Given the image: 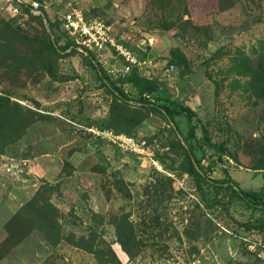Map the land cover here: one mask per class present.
Returning a JSON list of instances; mask_svg holds the SVG:
<instances>
[{"label":"rangeland","instance_id":"rangeland-1","mask_svg":"<svg viewBox=\"0 0 264 264\" xmlns=\"http://www.w3.org/2000/svg\"><path fill=\"white\" fill-rule=\"evenodd\" d=\"M36 3L23 15L0 0V264H264V229L253 228L264 213L205 180L228 176L264 201V171H251L264 167V0ZM69 8L147 58L141 76L196 114L219 158L183 141L182 118L172 125L129 89L117 99L84 54L52 57L48 24ZM105 133L131 136L142 154ZM188 145L203 179L187 171Z\"/></svg>","mask_w":264,"mask_h":264},{"label":"trees","instance_id":"trees-1","mask_svg":"<svg viewBox=\"0 0 264 264\" xmlns=\"http://www.w3.org/2000/svg\"><path fill=\"white\" fill-rule=\"evenodd\" d=\"M29 1L40 2V0ZM17 6L20 7L21 14H29V9H31L30 5L20 4ZM84 17L87 18L85 14ZM90 18L93 17L91 16ZM183 24L190 26L188 21L183 22ZM59 26L60 22L57 17L55 18V21L53 23L48 24L49 35H46V49L48 50V53L54 58L66 56L67 54L71 53H77L73 41L68 39L62 31H59ZM57 30L59 31V34L55 35L54 31ZM191 32L197 33V28L191 25ZM84 57L90 61L89 63L91 64L92 68L95 69L100 85L106 90L110 91L117 99L123 102L128 101L126 95L123 93L121 86L122 84H126L130 93H137V102L140 106L149 108L153 111H157L172 125H174V117L182 118L186 126V135L185 137H183L184 142L189 139L194 140L197 144L198 142H202L203 146L214 149L215 154L218 155L219 158L220 154L223 151L222 147H215L210 143L206 130L203 128L196 114L188 107L182 104L175 103L166 94L158 95L156 93L157 87L155 83L140 76L134 69L124 79L113 81L107 78L104 75L102 69L94 64V56L92 54L88 53L84 55ZM176 61L180 62L182 61V59L178 56L176 57ZM172 63L173 62L171 61L169 65H171ZM143 94L147 95V98L142 97ZM6 103L7 100L0 97V109H2L4 105H7ZM196 134H198V137H196ZM185 157L187 162V171L194 177H196L197 180L203 179V169L202 167H200L198 161L194 159L192 146H187V149L185 150ZM251 171L254 174H257L261 171H264V167L254 166L251 168ZM205 180L210 186L223 188L229 193L230 196L238 198L243 202L246 208L264 213V201L260 200L257 192L241 190L237 186V184L228 176H226L225 179L221 180ZM243 227L245 229H249V225H243ZM253 228L264 229V220L259 225L253 226Z\"/></svg>","mask_w":264,"mask_h":264},{"label":"built area","instance_id":"built-area-1","mask_svg":"<svg viewBox=\"0 0 264 264\" xmlns=\"http://www.w3.org/2000/svg\"><path fill=\"white\" fill-rule=\"evenodd\" d=\"M14 6L30 5L32 12L39 14V5L34 1L10 0ZM13 11V8L11 9ZM60 29L66 37L73 41L75 50L84 55L90 53L100 57L108 53L107 64L101 67L104 75L110 80L124 79L134 69L141 76V72L150 70V62L140 57L129 46L125 38L113 34L111 27L97 18H85L83 11L69 8L59 14ZM101 66V65H100ZM173 70L172 65L163 67L162 75L168 77ZM143 76V74H142ZM127 85L122 84V90L127 92ZM142 97L147 98L143 94ZM104 137L114 146L132 154H142V147L131 136L119 134H104Z\"/></svg>","mask_w":264,"mask_h":264}]
</instances>
